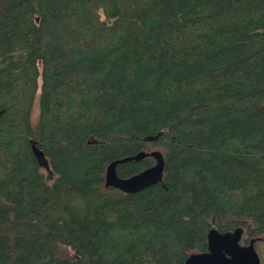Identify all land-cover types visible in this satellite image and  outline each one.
<instances>
[{"label": "trees", "instance_id": "1", "mask_svg": "<svg viewBox=\"0 0 264 264\" xmlns=\"http://www.w3.org/2000/svg\"><path fill=\"white\" fill-rule=\"evenodd\" d=\"M151 150L162 183L104 186ZM236 227L264 242V0H0V264H183Z\"/></svg>", "mask_w": 264, "mask_h": 264}, {"label": "water", "instance_id": "2", "mask_svg": "<svg viewBox=\"0 0 264 264\" xmlns=\"http://www.w3.org/2000/svg\"><path fill=\"white\" fill-rule=\"evenodd\" d=\"M32 151L40 166L47 168L45 156L32 141ZM151 157L154 163L129 177H120L116 172L118 164L127 161H139ZM165 160L159 150L140 151L131 156L115 159L110 162L105 171L104 186L117 188L125 193H135L156 183H162ZM243 229L236 227L233 230L220 232L210 228L207 232V250L191 253L183 264H262L255 249V240L250 239L242 243Z\"/></svg>", "mask_w": 264, "mask_h": 264}, {"label": "rangeland", "instance_id": "3", "mask_svg": "<svg viewBox=\"0 0 264 264\" xmlns=\"http://www.w3.org/2000/svg\"><path fill=\"white\" fill-rule=\"evenodd\" d=\"M255 249L262 260L264 258V242H256L255 243ZM61 254L64 256H72L73 251L69 249L68 247H62L61 248Z\"/></svg>", "mask_w": 264, "mask_h": 264}]
</instances>
